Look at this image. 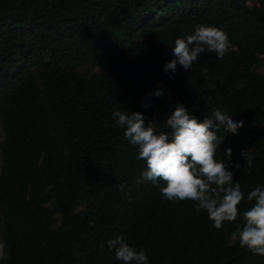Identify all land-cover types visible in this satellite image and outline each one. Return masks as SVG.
Listing matches in <instances>:
<instances>
[{
    "label": "trees",
    "instance_id": "1",
    "mask_svg": "<svg viewBox=\"0 0 264 264\" xmlns=\"http://www.w3.org/2000/svg\"><path fill=\"white\" fill-rule=\"evenodd\" d=\"M198 24L225 31L232 48L165 73L175 39ZM257 57L264 0H0V222L10 257L0 264H121L107 248L116 236L149 264H264L234 239L248 193L264 186ZM85 62L97 73L69 69ZM157 88L163 97L148 95ZM178 103L200 121L216 108L244 121L238 134L219 133L215 158L232 149L244 194L241 215L220 230L193 201H166L162 181L141 178L146 165L113 116L140 112L149 126L154 111L167 119Z\"/></svg>",
    "mask_w": 264,
    "mask_h": 264
},
{
    "label": "clouds",
    "instance_id": "2",
    "mask_svg": "<svg viewBox=\"0 0 264 264\" xmlns=\"http://www.w3.org/2000/svg\"><path fill=\"white\" fill-rule=\"evenodd\" d=\"M231 48L225 31L198 24L192 34L175 39L171 47L174 58L165 63L163 70L175 73L179 65L187 71L201 53H215L217 59H223ZM148 95L160 98L164 92L157 88L155 93ZM113 116L116 124L125 129V139L137 149L136 159L146 165L141 178L153 184L163 182L159 191L164 200L193 201L196 211L205 212L217 230L223 227L224 222L238 219L241 215L238 205L244 200V194L239 181L234 182L235 173L230 169L239 170L241 165L230 163V147L223 153L226 160H217L215 155L224 139L219 133L238 134L244 125L243 120L235 121L216 108L210 118L205 116L200 121L178 103L164 122L169 131L157 134L153 127L146 126L140 112L117 110ZM240 154L246 161L245 166L251 169L254 157L250 150L242 149ZM247 201L252 206L242 213L243 225L237 227L234 239L239 240L241 248L264 256V186L250 191ZM107 248L114 252L121 264H149L145 251H137L123 236L109 239ZM5 249V244L0 242V260L10 258Z\"/></svg>",
    "mask_w": 264,
    "mask_h": 264
},
{
    "label": "rangeland",
    "instance_id": "3",
    "mask_svg": "<svg viewBox=\"0 0 264 264\" xmlns=\"http://www.w3.org/2000/svg\"><path fill=\"white\" fill-rule=\"evenodd\" d=\"M251 3H248V5H250ZM70 70L76 72L77 74H88V75H94L97 73V68L96 66L91 63V62H85V63H81V64H76L75 66L69 67ZM251 73L253 75H259L264 73V58L262 57H257ZM166 121V118L164 116V114L160 113L159 111H154L152 119H151V123H150V127H155L157 125H164V122ZM2 142V134H1V127H0V144ZM84 209V205L83 204H78L76 206V208L74 209V212H80ZM0 242H2V226H1V222H0ZM3 243V242H2Z\"/></svg>",
    "mask_w": 264,
    "mask_h": 264
}]
</instances>
